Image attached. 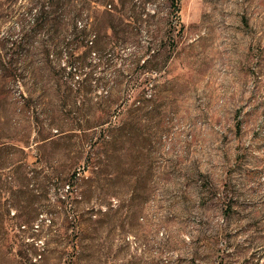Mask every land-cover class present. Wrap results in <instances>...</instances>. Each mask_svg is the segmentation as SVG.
<instances>
[{
	"label": "rangeland",
	"instance_id": "obj_1",
	"mask_svg": "<svg viewBox=\"0 0 264 264\" xmlns=\"http://www.w3.org/2000/svg\"><path fill=\"white\" fill-rule=\"evenodd\" d=\"M98 1L0 0V264H264V0Z\"/></svg>",
	"mask_w": 264,
	"mask_h": 264
},
{
	"label": "trees",
	"instance_id": "obj_2",
	"mask_svg": "<svg viewBox=\"0 0 264 264\" xmlns=\"http://www.w3.org/2000/svg\"><path fill=\"white\" fill-rule=\"evenodd\" d=\"M42 3L40 4V10H41V17L38 19L40 20V25L43 26V28H47L48 25L56 26L58 24V21L61 19V15L63 13L71 11V8L74 6L73 0H41ZM91 2L98 3L101 1L98 0H90ZM121 1V0H120ZM128 1V0H127ZM132 1V0H131ZM151 1V0H150ZM168 5L169 9V15L172 17L173 20H175L176 27H180V23L178 20V4L180 0H163ZM114 11L116 8L113 9ZM137 16L136 18L132 19V23L134 24H141V11H136ZM77 16H81L80 9L76 12ZM76 17L70 18V26L68 27V30L70 32L69 35H71V38L69 40H64L63 37H61V33L55 32L53 35H51L50 41L46 43L49 44L54 50H57L58 54H62L64 51V54L66 56V69H68V74L70 76L79 75L83 76L82 81H87L89 79V72L86 73V69L90 68L93 69L95 65H92L91 63H88L87 56L89 55V47L87 43H84L85 37L89 36V33H91V27L89 23L86 22L83 25H76L75 21ZM90 27V28H89ZM93 31V30H92ZM61 32V31H60ZM93 38H97L95 33L92 34ZM95 41V40H94ZM95 44H97V39ZM91 45H93V42H91ZM79 48H84V51L82 53H77V50ZM155 60L152 61L149 60L147 63L152 62L151 66L153 68H157V64H153ZM156 62V61H155ZM137 108V107H136ZM69 189V185H67V190ZM33 251H35V248H32Z\"/></svg>",
	"mask_w": 264,
	"mask_h": 264
}]
</instances>
